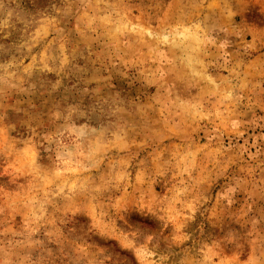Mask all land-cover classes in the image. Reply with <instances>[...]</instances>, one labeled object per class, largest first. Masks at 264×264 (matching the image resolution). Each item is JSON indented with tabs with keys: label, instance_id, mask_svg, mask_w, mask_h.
Instances as JSON below:
<instances>
[{
	"label": "rangeland",
	"instance_id": "rangeland-1",
	"mask_svg": "<svg viewBox=\"0 0 264 264\" xmlns=\"http://www.w3.org/2000/svg\"><path fill=\"white\" fill-rule=\"evenodd\" d=\"M0 264H264V0H0Z\"/></svg>",
	"mask_w": 264,
	"mask_h": 264
}]
</instances>
